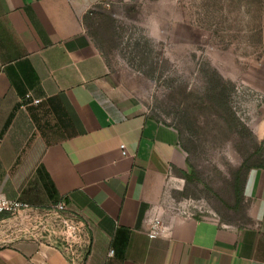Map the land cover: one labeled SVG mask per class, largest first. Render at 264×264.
<instances>
[{
    "label": "crops",
    "instance_id": "1",
    "mask_svg": "<svg viewBox=\"0 0 264 264\" xmlns=\"http://www.w3.org/2000/svg\"><path fill=\"white\" fill-rule=\"evenodd\" d=\"M105 1L0 0V194L40 210L66 202L87 225L83 264H264V167L248 185L246 226L161 211L185 151L89 33ZM155 217L164 230L151 240ZM0 264L72 262L56 247L14 239L0 246Z\"/></svg>",
    "mask_w": 264,
    "mask_h": 264
},
{
    "label": "rangeland",
    "instance_id": "2",
    "mask_svg": "<svg viewBox=\"0 0 264 264\" xmlns=\"http://www.w3.org/2000/svg\"><path fill=\"white\" fill-rule=\"evenodd\" d=\"M87 23L122 85L179 132L185 168L161 211L248 225L264 167V0H114ZM19 228L0 223V246L32 240Z\"/></svg>",
    "mask_w": 264,
    "mask_h": 264
},
{
    "label": "built area",
    "instance_id": "3",
    "mask_svg": "<svg viewBox=\"0 0 264 264\" xmlns=\"http://www.w3.org/2000/svg\"><path fill=\"white\" fill-rule=\"evenodd\" d=\"M105 3L106 1L102 2L103 5ZM35 104H40V101H36ZM121 151L123 157L129 156L126 146H121ZM8 221L22 225L19 231L30 234L32 240L63 251L70 257L72 264L85 262L90 246L87 225L83 219L69 212L66 202L40 210L0 194V223ZM163 230L161 217H155L151 223L149 238L151 240L159 238Z\"/></svg>",
    "mask_w": 264,
    "mask_h": 264
},
{
    "label": "trees",
    "instance_id": "4",
    "mask_svg": "<svg viewBox=\"0 0 264 264\" xmlns=\"http://www.w3.org/2000/svg\"><path fill=\"white\" fill-rule=\"evenodd\" d=\"M262 148H263L262 150H264V142H263ZM185 178H188V176H186Z\"/></svg>",
    "mask_w": 264,
    "mask_h": 264
}]
</instances>
